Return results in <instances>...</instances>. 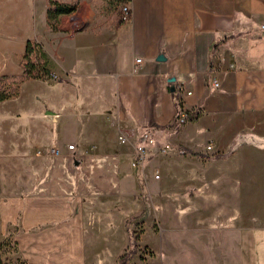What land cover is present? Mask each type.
<instances>
[{
  "label": "crops",
  "instance_id": "0c3cea01",
  "mask_svg": "<svg viewBox=\"0 0 264 264\" xmlns=\"http://www.w3.org/2000/svg\"><path fill=\"white\" fill-rule=\"evenodd\" d=\"M94 1L50 24L48 0H0V76L21 73L32 39L55 75L0 99V235L30 264H118L128 248L122 264H264V225L162 224L150 170L217 127L264 144V0H128L126 21ZM144 130L147 158L169 150L147 169L133 160Z\"/></svg>",
  "mask_w": 264,
  "mask_h": 264
},
{
  "label": "rangeland",
  "instance_id": "374dc122",
  "mask_svg": "<svg viewBox=\"0 0 264 264\" xmlns=\"http://www.w3.org/2000/svg\"><path fill=\"white\" fill-rule=\"evenodd\" d=\"M112 8L116 16V6L93 2L96 13ZM243 130L217 127L215 139L195 137L192 142L197 144L189 150L174 149L172 160L162 168L151 165V171L159 172L155 184L161 186L159 190L165 196L157 212L162 224L264 225V144L242 139ZM167 147L143 162L146 169L148 159L169 153ZM0 264H30L10 231L0 235Z\"/></svg>",
  "mask_w": 264,
  "mask_h": 264
},
{
  "label": "trees",
  "instance_id": "16d2710c",
  "mask_svg": "<svg viewBox=\"0 0 264 264\" xmlns=\"http://www.w3.org/2000/svg\"><path fill=\"white\" fill-rule=\"evenodd\" d=\"M76 0L68 2L62 0H48L47 18L52 24L56 16L61 13L70 12L75 6ZM109 5L118 6L119 0H106ZM52 26V25H51ZM22 71L18 75L0 76V99L8 98L16 94L17 85L20 81L28 78H47L49 70L46 65V53L41 43L36 40H27L21 59ZM131 253L128 248L118 259L122 264L124 259Z\"/></svg>",
  "mask_w": 264,
  "mask_h": 264
},
{
  "label": "built area",
  "instance_id": "2783aa9c",
  "mask_svg": "<svg viewBox=\"0 0 264 264\" xmlns=\"http://www.w3.org/2000/svg\"><path fill=\"white\" fill-rule=\"evenodd\" d=\"M117 8H118V19L120 21L128 20L129 19L128 0H119ZM258 31L261 35H264V18L261 21H259V23H258ZM138 61H139V58L136 57L134 59V62H138ZM49 76L55 78V75L53 73H49ZM213 84H216V82L214 81ZM187 93H188V91H187ZM186 118H187L186 112L177 106L176 113H175L174 119H173L174 125L178 126V125L184 123ZM117 138L119 139V141H124V139H125L122 135H118ZM153 146H155V143L153 141L151 134L146 130L140 132L137 144L134 147V159H135L134 162L142 165L143 162L147 159V157L149 155V151H150V149H152ZM64 147H65V149H72L73 144L72 143H66L64 145ZM206 148H209V144L206 145ZM158 151L164 152V149L162 147H158ZM41 152L42 151H40V150L37 151V153H41ZM47 154L58 155V154H60V151L56 146H49L47 149ZM152 177L158 178V172L153 171Z\"/></svg>",
  "mask_w": 264,
  "mask_h": 264
}]
</instances>
